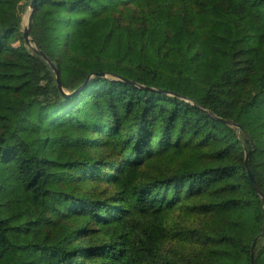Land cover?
<instances>
[{"label":"trees","instance_id":"1","mask_svg":"<svg viewBox=\"0 0 264 264\" xmlns=\"http://www.w3.org/2000/svg\"><path fill=\"white\" fill-rule=\"evenodd\" d=\"M31 1L0 0V264H252L264 0H37L64 91Z\"/></svg>","mask_w":264,"mask_h":264},{"label":"water","instance_id":"2","mask_svg":"<svg viewBox=\"0 0 264 264\" xmlns=\"http://www.w3.org/2000/svg\"><path fill=\"white\" fill-rule=\"evenodd\" d=\"M37 0H32L28 9H29V13H28V18H27V24L26 26H23V33H24V37H25V41L26 44L36 53H38L39 55H41L47 62L50 63V65L54 68V70L56 71V75H57V82H58V86L60 88V90L64 91L63 89V85L60 79V72L59 70L56 68L55 64L51 61V59L39 48V46L34 42V40L31 38L30 36V31H31V27H32V20H33V11L35 8V4H36ZM101 75H104V73H100ZM249 155H247L246 160H245V164L248 170V174L249 177L251 179V182L253 184V186L255 187L257 193L260 195L262 201H263V206H264V193L259 185V183L257 182L251 168L249 165ZM263 213H264V207H263ZM264 235V230L263 232L256 238V240L260 237ZM256 240L253 242L252 244V264H255V260H254V248H255V244H256Z\"/></svg>","mask_w":264,"mask_h":264},{"label":"rangeland","instance_id":"3","mask_svg":"<svg viewBox=\"0 0 264 264\" xmlns=\"http://www.w3.org/2000/svg\"><path fill=\"white\" fill-rule=\"evenodd\" d=\"M29 9L24 13L22 24L23 26H26L27 24V18H28Z\"/></svg>","mask_w":264,"mask_h":264}]
</instances>
